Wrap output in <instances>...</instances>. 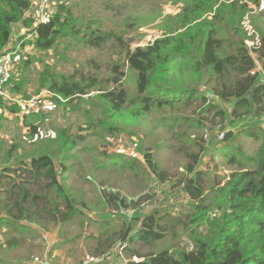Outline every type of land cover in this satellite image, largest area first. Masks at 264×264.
<instances>
[{"label":"trees","instance_id":"obj_1","mask_svg":"<svg viewBox=\"0 0 264 264\" xmlns=\"http://www.w3.org/2000/svg\"><path fill=\"white\" fill-rule=\"evenodd\" d=\"M58 1L60 5L57 12L35 24L31 17L34 0H0V55L18 47L12 45L17 25L24 27L32 37V41L25 42L22 47L31 44L44 54L57 45L67 32H79V28H76L79 20L72 22L75 18L69 16L66 8L69 0ZM263 1L176 0L182 3L180 12L163 19L159 28L165 33L146 46L129 47L121 34L108 35L120 50L116 53L118 60L110 68L109 76L101 79L96 75L89 76L82 68L67 75L60 74L56 67L43 63L32 83L28 71L31 62L23 60L26 57L21 56L19 66L15 68V59L22 54L14 56L11 77L6 87L9 99L0 97V121L5 120L7 114L21 116V140L29 139L31 143L27 148L20 140L11 143L3 156V149L0 150L3 160L0 165V264H13L18 258L16 249L24 246L32 248L30 243L37 236H32L33 229L30 226L42 230L46 225L38 220L50 218L46 223L72 224L81 213L90 211L85 202L73 199L61 183L64 177L60 178L74 166L71 164L75 158L72 151L87 137L81 134L80 129L71 135L68 131L57 130L56 134H49L50 137L44 136L41 129L46 121L44 114L19 113L20 106L10 98L22 96L25 101L29 100L31 96L26 91L29 85H34L35 96L46 93L48 100L63 112L82 97L96 93L94 99L100 106L102 117L99 124L109 133L115 127L110 126L106 119L114 121L119 113L131 109L133 104L140 105V113H149L156 105H171L172 101H167L165 97L184 96L183 104L201 100L206 104L205 109L221 120L220 123L233 125L232 129L235 130L224 134L222 141H236L241 134L250 139L261 137L262 143L255 156H245L240 146H237L236 155L227 160L235 169L224 183L213 185L209 193L201 187L203 173L195 172L192 165L186 168V172L193 174L185 179L181 190L188 196L192 206L187 220L181 222L192 235L191 247L187 244L173 250H162L144 256L138 262L128 261L125 264H264V129L256 126L260 121L264 124V84L260 83L255 62L258 58L264 64V33L259 30L260 48H254L248 44L250 39L244 28H236L234 38L229 39L218 37L215 25L221 10H226L227 15L235 11L240 3V22L250 12L248 3L260 8ZM213 9L214 14L205 35H202V28L197 29L195 36L190 33L193 23L197 24V28L208 25L207 19H200L205 13H212ZM64 14L66 23L61 21ZM261 15L264 16V10ZM221 21L230 20L223 18ZM82 36L78 39L89 49L100 46L104 41L103 37H97L101 36L97 30H87ZM196 38L199 41L194 44ZM258 50L259 56L255 57L254 53ZM175 64L183 65L185 80L189 74L194 84H200L203 76H208L210 80L216 79V89L208 92L214 94L215 99L206 97L208 93L204 95L194 86L186 89L169 85L170 71ZM96 65L97 62L91 59L82 66L96 69ZM125 71L133 73L135 78L133 96H129L121 83L124 76L127 77ZM227 143L220 147V151L230 153ZM100 156L104 161H96V171H116L118 169L115 168L119 166L120 172H126L134 170L137 165L116 154L104 152ZM144 160L153 170L151 157L145 155ZM194 160L197 163L198 160ZM107 162L110 168H106ZM154 172L157 173V168ZM102 185L108 186L106 182ZM100 196L108 209L118 210L124 205L123 200L112 192L104 190ZM144 219L147 222L143 223L141 234L153 236L150 239H160L162 234L156 232L158 228L155 229L157 222L154 215H148L142 221ZM193 225H203L205 233L192 232ZM27 233L29 237H26ZM115 239L108 238L106 245ZM145 239L142 237V240Z\"/></svg>","mask_w":264,"mask_h":264},{"label":"rangeland","instance_id":"obj_2","mask_svg":"<svg viewBox=\"0 0 264 264\" xmlns=\"http://www.w3.org/2000/svg\"><path fill=\"white\" fill-rule=\"evenodd\" d=\"M58 3V0H34L31 16L34 23L55 14L60 5ZM247 7L250 12L240 22L239 14L242 13L240 3L235 11L227 15L226 10H221L215 20L216 35L234 38L235 29L242 30L245 27L250 39L248 44L260 48L259 30L264 33V16L261 15L264 1L260 8L252 3H248ZM66 8L69 16L75 18L72 22L79 20L76 22L79 32L74 34L67 32L46 54L32 45H26L22 47L23 54L15 59V68L19 66L21 56L26 57L22 58L23 60L31 62L28 71L32 83L37 71L42 69L43 63L49 64L52 68L56 67L55 69L64 75L82 68L89 76L96 75L100 79L109 76L110 68L118 60L116 53L120 49L108 35L121 34L129 47L146 46L165 33L159 26L163 19L179 13L182 3L176 0H69ZM212 14L214 9L212 13H205L200 19V21L207 19L208 25L197 28V24L193 23L189 32L195 36L197 29L202 28V35H205ZM223 18L230 21H221ZM65 19L67 18L64 14L61 21L66 23ZM87 30H97L101 33V36H97L104 38L100 46L89 49L81 44L78 38H82V34L84 35ZM197 41L199 38L193 43L197 44ZM15 43L18 46L25 41L18 38L15 39ZM258 53L259 50L254 56L258 57ZM91 59L97 62V68H84L82 65L85 61ZM255 62H257L256 71L259 73L260 83L264 84V64L258 58ZM125 72L127 77L125 75L121 83L129 92V96H133L135 78L133 73ZM168 84L186 89L194 86L204 95L209 91L214 92L218 85L216 79L210 80L208 76H203L200 84H194L189 74L185 80L184 67L181 64H175L171 69ZM26 91L31 96L27 101L22 96H10V98L20 106L19 113L25 111L44 114L46 121L41 128L44 136L50 137L49 134H56L57 130L68 131L71 135L76 134L80 129L81 134L87 137L72 151V156L75 158L71 164L74 166L60 178L64 177L61 183L73 199L85 202L90 211H85L86 214L81 213L72 224L46 223V220H50L46 218L38 220L42 225L46 224L42 230L30 226L33 229L32 236H37L36 240L30 243L31 249L30 247L27 249V246L16 249V255H21L23 258L34 255L36 257V260H33L34 264H85L90 259L95 260L94 264H101L119 250L124 258L116 257L117 264H125L133 258L142 260L144 256L162 250H173L187 244L191 247L192 235L181 222L187 220L192 206L188 196L181 190L185 179L193 174L186 172V168L192 165L195 172L203 173L201 187L209 193L213 185L224 183L235 169L227 160L236 155L238 145L240 151L250 157L256 155L262 143L261 137L250 139L242 134L236 141L228 143L222 141L224 134L235 130L232 129L233 125L220 123L221 120L214 118L213 113L205 109L206 104L201 100L189 105L183 104L184 96L165 97L167 101H172V104L156 105L149 113H140V105L133 104L131 109L127 108L123 114L119 113L114 121L106 119L110 126L115 127V130L109 133L99 124L102 117L100 106L94 99L96 93L82 97L79 102L63 112L48 100L46 93L35 96L34 85L26 87ZM90 95L92 97L88 98ZM209 96L215 99L214 94L206 95ZM4 119L0 122L2 156L11 143L20 140L25 148L31 143L29 139L21 140L23 134L20 127L21 116L7 114ZM256 126L264 129L261 121ZM226 143L230 153L220 151V147ZM104 152L129 159L137 165L134 170L126 172H120L119 166L115 168L118 169L116 171H96V161H104L100 156ZM145 155L150 156L154 162L153 170L145 162ZM195 158L198 160L197 163ZM2 163L3 160L0 158V165ZM105 165L106 168H110L108 162ZM156 168L157 173L154 172ZM104 182L109 187L103 186ZM104 190L112 192L123 200L124 205L118 208L119 211L108 209L103 203L100 195ZM151 214L156 218L155 229L158 228L156 232L162 234L160 239H150L153 236L140 232L144 229L143 223L147 222L146 219L142 221L143 218ZM24 225L28 226V224ZM192 228V232L196 234L206 231L203 225H193ZM28 234H25L26 237H29ZM115 237L113 242L106 245L108 238ZM140 237L147 239L140 240ZM100 250L106 255L98 257Z\"/></svg>","mask_w":264,"mask_h":264},{"label":"crops","instance_id":"obj_3","mask_svg":"<svg viewBox=\"0 0 264 264\" xmlns=\"http://www.w3.org/2000/svg\"><path fill=\"white\" fill-rule=\"evenodd\" d=\"M26 29L24 28V27H22V26H20V25H17L16 26V28L14 29V39H13V44L12 45H17L16 43H15V39H18V38H22L23 39V41H27V42H31L32 41V37H31V34H28V33H26V31H25ZM20 41H21V39H20ZM23 44H25V43H23ZM27 45V44H26ZM26 45H24V47H26ZM31 45V44H30ZM28 46H29V44H28ZM14 47H16V46H14ZM13 48V47H12ZM11 48V49H12ZM18 48H19V53L20 54H23V52H24V50L22 49V44L21 43H19L18 44ZM18 53V54H19ZM45 64H47V63H45ZM1 122V121H0ZM1 126V125H0ZM1 144V143H0ZM140 240H142V237H140L139 238ZM36 240V239H35ZM132 241V240H131ZM98 254H99V256L98 257H100L101 255H103V256H105L106 254H104V253H102V252H98ZM119 254H120V250L119 251H117L116 253H114V254H112L111 256H109V257H107V261H104L103 263H101V264H117V261H118V259L116 258V257H118V258H124V256L122 255V256H120L119 257ZM18 258H20V260H18ZM18 258H15V260L13 261V264H34L33 263V260H36V257L34 256V255H28V256H25L24 258L20 255H18ZM128 262V261H127Z\"/></svg>","mask_w":264,"mask_h":264},{"label":"built area","instance_id":"obj_4","mask_svg":"<svg viewBox=\"0 0 264 264\" xmlns=\"http://www.w3.org/2000/svg\"><path fill=\"white\" fill-rule=\"evenodd\" d=\"M63 1V0H61ZM244 30L246 31L248 35V31L244 27ZM19 53V48L16 47L9 53H4L0 55V97L2 98H7L9 99V96L7 94L6 87L8 85V82L11 77V72H12V67H13V62H14V56H16ZM122 256V253L120 251L119 257ZM140 260V259H139ZM136 258H133L131 262H138ZM95 260L90 259L87 263L85 264H94Z\"/></svg>","mask_w":264,"mask_h":264}]
</instances>
